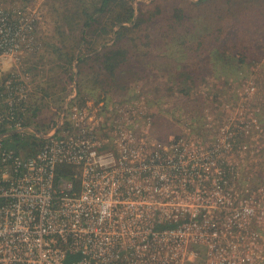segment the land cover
Here are the masks:
<instances>
[{"label": "built area", "instance_id": "2783aa9c", "mask_svg": "<svg viewBox=\"0 0 264 264\" xmlns=\"http://www.w3.org/2000/svg\"><path fill=\"white\" fill-rule=\"evenodd\" d=\"M7 2L0 264H264V182L253 186L256 175L241 171L243 141L264 132L257 115L208 123L207 141L191 125L160 141L144 107L112 94L83 99L75 75L55 124L39 132L27 126L33 76L21 61L37 49L40 17ZM254 91L239 96L247 104ZM28 132L42 140L33 154L13 147Z\"/></svg>", "mask_w": 264, "mask_h": 264}, {"label": "rangeland", "instance_id": "374dc122", "mask_svg": "<svg viewBox=\"0 0 264 264\" xmlns=\"http://www.w3.org/2000/svg\"><path fill=\"white\" fill-rule=\"evenodd\" d=\"M67 1L7 2L30 8L40 17L37 49L21 61V68L33 76L29 119H35L30 121L33 128L43 127L39 132H49L59 117V101L71 93V77L77 73L83 99L112 94L122 102L138 103L150 113L160 141L186 125L207 141L208 123L221 126L230 114L241 122L246 115L240 113L247 109L257 115L264 130V0H235L241 9L251 11L235 27L215 15L216 7L227 9L225 0H132L145 22L118 45L125 58L113 73L95 56L104 52L103 43L112 36L103 34L104 25L84 35V29L66 18V9L73 5ZM176 11L190 19L188 33L178 26L183 21L174 20ZM69 54H74V65L69 64ZM251 84L255 91L247 105L239 95ZM27 139L28 144L34 142L31 132ZM243 142L247 150L241 171L255 174L256 186L264 182V132ZM246 185L242 181L239 186Z\"/></svg>", "mask_w": 264, "mask_h": 264}, {"label": "trees", "instance_id": "16d2710c", "mask_svg": "<svg viewBox=\"0 0 264 264\" xmlns=\"http://www.w3.org/2000/svg\"><path fill=\"white\" fill-rule=\"evenodd\" d=\"M69 2L73 1V5L71 8L66 9L68 17L67 19H72L76 24H78L80 30L84 29V35L89 34L91 31H95V27L99 25L102 26L103 34L108 36H112L110 41H105L103 43V50L98 52L95 56L98 62L103 65V68L108 70L111 69V72H114V69L121 65V60L123 61L125 56L124 52L121 50V47L118 45L124 42L127 38V35L131 33L133 30L140 28V26L145 22L143 19V14L138 13V9L134 6V2L132 0H68ZM67 1V3H68ZM235 0H225L224 5L227 9L222 11L219 7L215 9L216 17H220V19L224 23L239 24L240 20L248 13H251L249 9L243 10L238 6V2L234 3ZM183 11L174 12V20L183 21L182 24L178 25L179 28H182L183 31L188 33L187 28H192V24L190 23V19H188ZM98 16V17H97ZM115 28H117L115 30ZM112 43L111 45H108ZM95 51V49L93 50ZM96 52V51H95ZM123 58H121V56ZM69 64L74 65V54H69L68 57ZM80 61L82 58L79 59ZM77 61V66L81 62ZM77 85L78 91L80 94V83H79V73H77ZM74 79V75L71 77L70 83H72ZM68 95L64 96L59 103H64ZM35 117V115H34ZM35 121L34 118L29 119L27 126H35L31 122ZM54 122V121H53ZM55 124V122H54ZM36 127V126H35ZM39 131H44L43 127L37 128ZM33 135V133H31ZM40 140V139H39ZM42 144V140L37 144L36 142L28 143H19L16 146L20 149L28 147L27 151L33 149L34 147L40 146ZM35 152V149L30 151L31 154ZM59 171L63 172V174L67 177H70L75 168L73 167H61Z\"/></svg>", "mask_w": 264, "mask_h": 264}, {"label": "water", "instance_id": "95a60500", "mask_svg": "<svg viewBox=\"0 0 264 264\" xmlns=\"http://www.w3.org/2000/svg\"><path fill=\"white\" fill-rule=\"evenodd\" d=\"M34 131H37L36 129H34Z\"/></svg>", "mask_w": 264, "mask_h": 264}]
</instances>
